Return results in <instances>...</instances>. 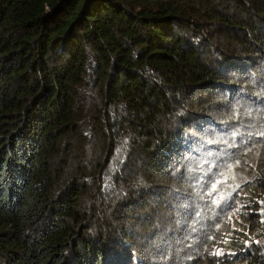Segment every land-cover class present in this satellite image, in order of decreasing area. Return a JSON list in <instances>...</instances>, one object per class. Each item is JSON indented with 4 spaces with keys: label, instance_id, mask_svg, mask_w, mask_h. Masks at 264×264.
Returning a JSON list of instances; mask_svg holds the SVG:
<instances>
[{
    "label": "trees",
    "instance_id": "16d2710c",
    "mask_svg": "<svg viewBox=\"0 0 264 264\" xmlns=\"http://www.w3.org/2000/svg\"><path fill=\"white\" fill-rule=\"evenodd\" d=\"M261 133L264 0H0V264H211Z\"/></svg>",
    "mask_w": 264,
    "mask_h": 264
},
{
    "label": "rangeland",
    "instance_id": "374dc122",
    "mask_svg": "<svg viewBox=\"0 0 264 264\" xmlns=\"http://www.w3.org/2000/svg\"><path fill=\"white\" fill-rule=\"evenodd\" d=\"M243 179L250 180L249 177H247V176ZM257 191H258V189L255 188L254 186L246 187L244 189L240 188V189H238V191L235 192L236 197H232V199H230L228 202L223 201L222 203H220V209H219L220 213L219 214L222 217L224 222H222L219 226H215L214 229L210 230L209 234L207 235V238L209 240H211L212 235H215L213 238L216 239L217 234H219L221 238H224L226 240H228L230 238L240 237L241 235L238 232L242 231L243 227L241 224H243V222H245L242 220V217H241L242 213H246V217L248 218L247 209L244 206L245 205L249 206V205L245 202L246 198H244V196L253 197L257 200H262V202H264V197L261 198L260 196H256ZM157 199L161 200L162 198L161 197H159V198L155 197V200H157ZM248 202H250V201H248ZM164 208H166V205L161 200V202L160 203L158 202L157 205L152 209L156 214V217H151L152 219H155V221H156L155 223L159 222V219H162V217L166 216V213H168V210L165 211ZM244 208H245V211H244ZM147 209L148 210L150 209L149 206L147 207ZM138 211L144 212L145 209L140 208V209H138ZM148 222H150V221H146L145 222L146 224H144L143 221L139 222L137 220L135 222L134 227L137 228L139 231L142 230L143 228L150 230L151 224H147ZM154 228L157 229V227H155V226H154ZM118 229L123 230V227L120 226ZM230 229H232V230H230ZM154 231L155 230H152L151 232H154ZM148 233H150V232H148ZM148 240H153V238L148 239ZM152 242L154 243L155 240ZM133 243L130 246L131 248H135L134 246H136V245H133ZM156 243L154 245H156ZM158 244L161 245V242H159ZM224 244H226V243H224ZM154 250L156 251V248H154ZM154 250L151 249V251H153V256L159 258V259H156L157 262H154V263L155 264L156 263H158V264L165 263V260H167L166 255L157 254L154 252ZM231 252H232L231 249H229L227 246H225L223 244L215 247L214 249H210L209 247H206V246L203 247V253H205V255H208L209 262L211 264H230V262H227V258H229L231 256V255H228ZM136 261L138 263L137 258H135V262L132 264H137ZM146 261H147V259H146ZM201 261H202V259H198V257L195 255V256H191L189 259H186L185 261H182L181 263H183V264H200ZM148 262L150 263V261H148ZM129 263H131V262H129ZM239 263L242 264L243 262H239ZM140 264H148V263H145V259H142ZM150 264H153V263H150Z\"/></svg>",
    "mask_w": 264,
    "mask_h": 264
},
{
    "label": "clouds",
    "instance_id": "9594fccd",
    "mask_svg": "<svg viewBox=\"0 0 264 264\" xmlns=\"http://www.w3.org/2000/svg\"><path fill=\"white\" fill-rule=\"evenodd\" d=\"M256 196H260L261 198H263L264 197V189H262V188L259 189L258 192L256 193ZM232 197H236V194H234ZM232 197L229 198L228 200H226V202H228L230 199H232ZM244 198H246L245 202L249 205V206H247V205L244 206L247 209L248 221H252L253 219H255L257 222L256 225H258V227H255L253 231H248V229L246 227H243L244 226L243 224L245 223V222H243V224H241L243 227L242 231L238 232L241 236L235 237V238H237L238 240H242L243 244L247 247L250 246L252 241L256 244H260L261 247H260L259 253H258V255L260 257L259 262L261 264H264V244H263L264 243V229L261 232L257 231V229L259 227L264 225V202H262V200H257L253 197H250V199H249V197L244 196ZM248 199L250 202H248ZM251 199H252V201H251ZM245 208H244V211H245ZM243 214L246 215V213H242V215ZM242 215H241V217H242ZM242 220L245 221L243 219V217H242ZM230 230H232V229H230ZM228 240L222 238V242L216 244L212 249H214L217 246H220L221 244L227 246L226 241H228ZM224 243H226V244H224ZM228 248L231 249L230 247H228ZM231 251L232 252L230 254H228L231 256L229 258H227V262L231 261L230 264H240L239 262H243L242 264H249V262L246 259H235V260H233L234 259L233 256L237 255L238 252H236L237 250H233V249H231Z\"/></svg>",
    "mask_w": 264,
    "mask_h": 264
},
{
    "label": "snow or ice",
    "instance_id": "6c2138e0",
    "mask_svg": "<svg viewBox=\"0 0 264 264\" xmlns=\"http://www.w3.org/2000/svg\"><path fill=\"white\" fill-rule=\"evenodd\" d=\"M262 135H264V133H261Z\"/></svg>",
    "mask_w": 264,
    "mask_h": 264
}]
</instances>
